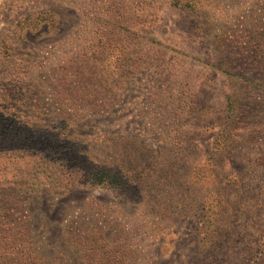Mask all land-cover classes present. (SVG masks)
I'll return each instance as SVG.
<instances>
[{"label": "rangeland", "instance_id": "374dc122", "mask_svg": "<svg viewBox=\"0 0 264 264\" xmlns=\"http://www.w3.org/2000/svg\"><path fill=\"white\" fill-rule=\"evenodd\" d=\"M0 264H264V0H0Z\"/></svg>", "mask_w": 264, "mask_h": 264}, {"label": "trees", "instance_id": "16d2710c", "mask_svg": "<svg viewBox=\"0 0 264 264\" xmlns=\"http://www.w3.org/2000/svg\"><path fill=\"white\" fill-rule=\"evenodd\" d=\"M10 253H11V255H29L30 253H28V252H24V251H22V250H20V251H18V252H16V251H10Z\"/></svg>", "mask_w": 264, "mask_h": 264}]
</instances>
